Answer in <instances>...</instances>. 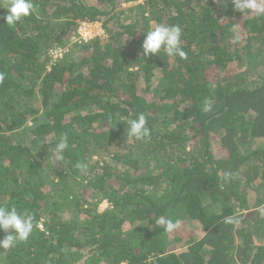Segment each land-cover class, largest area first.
<instances>
[{
	"label": "trees",
	"instance_id": "1",
	"mask_svg": "<svg viewBox=\"0 0 264 264\" xmlns=\"http://www.w3.org/2000/svg\"><path fill=\"white\" fill-rule=\"evenodd\" d=\"M31 2L15 25L0 19V206L34 227L0 264H264V13L232 0ZM80 22L104 36L71 43ZM156 24L180 26L186 58L143 55ZM140 113L150 137L127 138Z\"/></svg>",
	"mask_w": 264,
	"mask_h": 264
},
{
	"label": "clouds",
	"instance_id": "2",
	"mask_svg": "<svg viewBox=\"0 0 264 264\" xmlns=\"http://www.w3.org/2000/svg\"><path fill=\"white\" fill-rule=\"evenodd\" d=\"M232 4L234 9L241 13H244L246 10L264 13V6H262L264 5V0H260V4L256 0H232ZM33 9L34 5L31 0H9L6 15H3L0 19L5 24L13 26L23 17H27ZM181 34L179 25L156 24L145 35L142 43L143 55L145 57L157 55L163 49L169 56L186 58V53L181 48ZM73 38L74 34L70 38L71 43L74 42ZM65 46L68 47V44ZM4 79V73L0 72V83ZM205 110L207 111L208 109L205 108ZM127 124V138L131 137L136 140H144L150 137V129L146 126L147 120L143 113L138 114L135 119L128 120ZM67 147V137L62 136L55 148L58 157L62 158V153ZM75 167L84 170L87 168V165L83 162H77ZM259 211L264 216V208L259 209ZM226 222L231 223V218H228ZM157 224L163 225L168 232H172L180 226L179 221H172L164 217L158 218ZM33 227V217L31 215L18 213L14 207L9 209L0 206V232L5 233L0 238V248L9 249L14 247L17 241H26Z\"/></svg>",
	"mask_w": 264,
	"mask_h": 264
},
{
	"label": "built area",
	"instance_id": "3",
	"mask_svg": "<svg viewBox=\"0 0 264 264\" xmlns=\"http://www.w3.org/2000/svg\"><path fill=\"white\" fill-rule=\"evenodd\" d=\"M97 28L99 31H96ZM97 36H104L103 29L99 22H80L74 33L73 40L74 42L88 41ZM67 51V46L53 48L49 51V56L51 59L55 60L62 57ZM102 204H104L105 207L108 206V203L105 200H103Z\"/></svg>",
	"mask_w": 264,
	"mask_h": 264
},
{
	"label": "rangeland",
	"instance_id": "4",
	"mask_svg": "<svg viewBox=\"0 0 264 264\" xmlns=\"http://www.w3.org/2000/svg\"><path fill=\"white\" fill-rule=\"evenodd\" d=\"M127 6H129V4H124L123 5V7H127ZM100 23V22H99ZM100 27V26H99ZM234 30H237L238 29V27L237 26H235L234 28H233ZM96 31H99V29L97 28L96 29ZM52 61H53V59H52ZM49 66V65H48ZM103 202V201H102ZM102 202L98 205V209L101 211V210H104L106 207L104 206V204H102ZM195 235L198 237V236H200L201 235V231L199 230V231H196L195 232Z\"/></svg>",
	"mask_w": 264,
	"mask_h": 264
}]
</instances>
